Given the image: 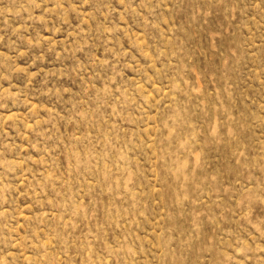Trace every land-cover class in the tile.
Here are the masks:
<instances>
[{
	"label": "rangeland",
	"instance_id": "1",
	"mask_svg": "<svg viewBox=\"0 0 264 264\" xmlns=\"http://www.w3.org/2000/svg\"><path fill=\"white\" fill-rule=\"evenodd\" d=\"M0 264H264V0H0Z\"/></svg>",
	"mask_w": 264,
	"mask_h": 264
}]
</instances>
